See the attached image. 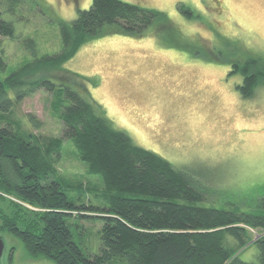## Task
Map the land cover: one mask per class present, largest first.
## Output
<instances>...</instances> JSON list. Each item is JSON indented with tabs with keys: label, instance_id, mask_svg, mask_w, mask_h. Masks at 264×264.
Returning <instances> with one entry per match:
<instances>
[{
	"label": "trees",
	"instance_id": "1",
	"mask_svg": "<svg viewBox=\"0 0 264 264\" xmlns=\"http://www.w3.org/2000/svg\"><path fill=\"white\" fill-rule=\"evenodd\" d=\"M177 7L191 16L183 3ZM77 11L74 19L58 21V53L34 56L0 76V231L19 238L28 253L55 264H264V191L244 207L198 204L204 193L190 170L175 167L113 126L95 106L85 78L71 72L56 75L105 25L141 35L153 22L170 27L166 14L124 0H92L87 9ZM0 35L14 36L12 22L1 12ZM2 46L0 41V65ZM229 63V74L242 78L238 92L251 97L264 83V55ZM38 90L51 95V115L61 122L60 136L20 131L4 118ZM65 141L86 173L98 177V186L59 174L55 163ZM87 193L101 204L85 199ZM72 217L101 220L98 253L82 251L74 239ZM250 246L256 248L255 258L242 259Z\"/></svg>",
	"mask_w": 264,
	"mask_h": 264
},
{
	"label": "rangeland",
	"instance_id": "2",
	"mask_svg": "<svg viewBox=\"0 0 264 264\" xmlns=\"http://www.w3.org/2000/svg\"><path fill=\"white\" fill-rule=\"evenodd\" d=\"M91 1L0 0L1 17L14 27L13 37L0 35L4 48L0 76L34 56L58 53V21L74 19L77 10L87 9ZM124 1L163 12L170 27L157 21L141 35H132L105 25L103 33L81 44L56 75L71 72L85 78L95 106L113 126L175 167L190 170L204 193L198 204L244 207L264 191V83L243 98L236 88L242 78L229 74V62L264 55V0ZM178 3L191 9L189 18ZM8 93L14 96L12 90ZM50 100L48 92L38 90L4 118L20 131L60 136L61 122L51 115ZM55 166L72 182L99 185L67 141ZM87 197L101 204L90 193ZM70 222L82 251L98 253L101 220L72 217ZM0 235L5 243L1 264H55L28 253L15 235L7 231ZM255 253L250 246L241 257L251 260Z\"/></svg>",
	"mask_w": 264,
	"mask_h": 264
},
{
	"label": "water",
	"instance_id": "3",
	"mask_svg": "<svg viewBox=\"0 0 264 264\" xmlns=\"http://www.w3.org/2000/svg\"><path fill=\"white\" fill-rule=\"evenodd\" d=\"M4 246H5V243H4L3 236L0 235V264H1V258H2L3 251H4Z\"/></svg>",
	"mask_w": 264,
	"mask_h": 264
}]
</instances>
